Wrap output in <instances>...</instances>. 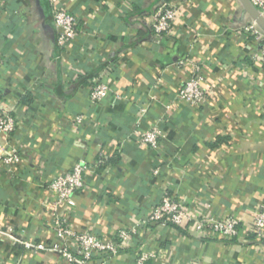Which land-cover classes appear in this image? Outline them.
<instances>
[{
  "label": "crops",
  "instance_id": "obj_1",
  "mask_svg": "<svg viewBox=\"0 0 264 264\" xmlns=\"http://www.w3.org/2000/svg\"><path fill=\"white\" fill-rule=\"evenodd\" d=\"M165 1L180 15L172 35L156 43L148 23ZM61 4L79 29L64 47L48 0H0V93L16 122L11 136L0 133V151L20 159L10 165L0 158V229L50 243L52 214L43 208L53 197L49 181L102 154L105 165L85 175L68 218L74 230L105 240L137 228L133 244L107 264H136L142 251L158 256L146 264H264V238L250 233L254 209L264 207V61L244 29L251 15L239 0ZM195 67L212 93L193 106L176 93ZM93 77L112 88L97 104L89 99ZM141 107L147 111L140 117ZM137 119L143 128L162 125L158 149L138 142ZM162 186L193 212L236 216L238 235L208 239L189 224H142ZM0 264L66 263L0 236Z\"/></svg>",
  "mask_w": 264,
  "mask_h": 264
},
{
  "label": "built area",
  "instance_id": "obj_2",
  "mask_svg": "<svg viewBox=\"0 0 264 264\" xmlns=\"http://www.w3.org/2000/svg\"><path fill=\"white\" fill-rule=\"evenodd\" d=\"M262 16H264V0H250ZM52 8V19L57 30V44L59 47L68 45L78 33V17L63 9L61 0H48ZM180 15V8L169 2H162L152 12L148 29L156 43L160 42L161 35L171 34L173 26ZM259 43L258 58L264 61V31L251 19L244 28ZM195 75L183 82L176 93V98L184 103L196 106L203 104L212 93L211 87L204 86V77L195 67ZM112 92L111 86L98 77L90 79L89 99L93 104L100 103ZM0 93V133L11 136L16 128L14 106L5 104ZM146 107L140 108V117L146 113ZM82 122V116L76 118V123ZM134 135L138 142L146 147L158 149L165 133L160 123H154L143 128L141 120L137 119ZM0 158L7 164L19 162L15 152L0 151ZM106 163V157L98 154L94 161L80 159L73 166L56 176L48 183V189L53 197L43 203V208L52 214L51 226L54 239L44 243L26 239L22 233L13 228L0 229V236L4 241L22 246L32 252H48L58 255L66 264H107L110 256L116 254L120 248L133 244L137 228H122L115 233L116 239L105 240L91 232L76 231L69 222L68 213L75 207V195L85 188V175L95 172ZM105 168V167H104ZM159 168L152 171L158 175ZM164 185V183H163ZM160 200L144 218L142 224H161L173 227H185L203 238H217L232 240L239 232L240 220L232 215L213 216L193 212L184 202L176 198L167 186H162ZM250 233L256 239L264 238V207L257 206L253 211V222ZM157 254L152 251H142L136 257V264H146L156 260Z\"/></svg>",
  "mask_w": 264,
  "mask_h": 264
},
{
  "label": "water",
  "instance_id": "obj_3",
  "mask_svg": "<svg viewBox=\"0 0 264 264\" xmlns=\"http://www.w3.org/2000/svg\"><path fill=\"white\" fill-rule=\"evenodd\" d=\"M244 9L251 15L252 19L264 31V16L260 14L257 8L251 3L250 0H239Z\"/></svg>",
  "mask_w": 264,
  "mask_h": 264
}]
</instances>
